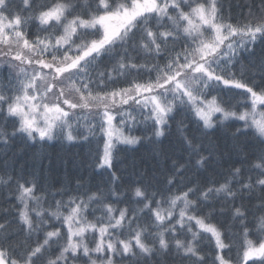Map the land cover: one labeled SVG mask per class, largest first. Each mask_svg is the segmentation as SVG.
I'll return each instance as SVG.
<instances>
[{"label": "snow or ice", "instance_id": "snow-or-ice-1", "mask_svg": "<svg viewBox=\"0 0 264 264\" xmlns=\"http://www.w3.org/2000/svg\"><path fill=\"white\" fill-rule=\"evenodd\" d=\"M222 7V0H0V59L16 72L15 77L10 71L7 81H0V114L6 105V115L18 118L11 132L0 127V144L7 146L18 135L33 142L37 136L40 141L62 137L69 142H86L97 125L88 123L86 116L83 129L78 122L74 125L72 117L79 109L90 113L95 110L100 117L105 142L97 168L112 169L115 143L135 145L140 141V137L124 134L129 122H137L133 115L136 111H147L143 122L147 125L151 121V134L157 138L165 135L171 116L184 110L205 129L213 127L216 113L221 114V123L234 117L243 122V129L238 128L233 136H247L251 131L260 145L251 161L248 152L237 148L243 151L241 162L225 170L223 182L213 178L207 186L197 183L167 197L159 191L149 193L147 185L136 187L129 190L138 206L126 204L123 208L105 203L109 199L119 202L125 195L118 189L121 177L115 171L111 172L107 191L98 189L87 200L70 197L67 215L61 212L63 201H56L54 210L51 206L45 209L43 197L35 195V183L19 177L16 198L23 205L18 209L20 230H9V221L0 223V264H77L81 257L87 259V264H116L117 257L127 259L129 264H167L164 256L169 253L193 264H204L205 256L197 247L202 233H210L215 241L213 264H255L253 258L264 264V240L255 245L245 239L242 256L238 252L233 262L222 254L232 245L225 243L221 229L209 222L215 209L206 215L196 214L202 205L220 199L224 204L232 201L228 210L233 220L240 222L246 238L250 234L246 227L249 209L244 201L255 198L259 201L254 205L260 213L258 228L264 231V110L258 109L264 108V58L250 69L253 77L261 76L260 83L249 82L243 73L237 79L231 71L238 49L251 53L254 47L249 45L254 46L258 38L264 40V0L259 14L250 9V19L243 25L225 22ZM33 23L37 33L29 40L28 26ZM181 40L185 43L177 50ZM104 56L114 61L113 66L98 71V62ZM161 56L166 62H160ZM140 57L144 62L138 64ZM153 58L156 62L150 63ZM144 69L149 74L155 72V78L145 82L134 79L127 88L103 91L113 81V73L126 76ZM219 84L243 89L251 108L246 105L238 112L218 96L209 99V91ZM125 106L131 110L119 113L117 126L113 110ZM178 123L188 154L183 163L171 161L168 186L178 180L183 184V173L189 168L199 171L210 163L219 164L222 158L219 154L213 158L215 146L207 149L208 155H202L203 145L184 135V125ZM11 180L10 176L8 180L0 177V183ZM81 187L78 181L77 188ZM193 196L195 199H190ZM92 203L98 204L102 215L89 221L84 211ZM164 204L168 207H162ZM224 211L221 207L220 214ZM53 218L61 222L60 228L52 226ZM65 227L66 240L62 231ZM21 232L22 240L10 239ZM90 232L95 247L89 246ZM181 233L190 234L192 239H177ZM54 248L59 251L53 257ZM153 257L157 258L154 262Z\"/></svg>", "mask_w": 264, "mask_h": 264}, {"label": "trees", "instance_id": "trees-1", "mask_svg": "<svg viewBox=\"0 0 264 264\" xmlns=\"http://www.w3.org/2000/svg\"><path fill=\"white\" fill-rule=\"evenodd\" d=\"M39 2L46 3L49 2V0H39ZM222 5L221 14L225 17V22L232 23L233 25H243L250 19L248 16L250 9L254 14H259L261 0H222ZM188 10L189 9L186 7L185 11ZM151 23L155 24V20H152ZM164 23H168L166 18ZM28 30L30 32L28 38L33 39L37 33V25L35 23L30 24ZM40 35L43 36L44 33L41 32ZM236 39L239 41L240 38L237 37ZM77 43H79V40H77ZM184 43L185 41L181 40L177 45V50H179ZM249 47H254V51L250 53L244 49H238L237 58L234 61L235 66L231 71L236 73L237 79H239L243 73L244 77L249 82L255 80L257 83H260L262 79L261 76L257 74L253 77L250 69L254 64H258L260 60L264 58V40L258 38L255 45H249ZM156 59L157 58H153L150 63H155ZM158 59L161 63L166 62L164 56ZM136 62L138 64L143 63L144 58L140 57ZM101 63L102 65L108 66V69H110L114 61L110 60L108 56H104ZM100 65L101 64L98 62V71H104L100 69ZM9 73V68L1 66L0 81L6 82ZM155 75V72L149 74L147 69L139 73L132 71L126 76H118L115 73L113 81L109 84V87L103 89V91L127 88L134 79L145 82L150 78L154 79ZM95 90L101 91V89ZM211 96H218L228 106L238 112L244 111L246 105L248 109L251 108V102L243 89H236L232 86L219 84L209 91L208 98L210 99ZM4 108L5 112L0 114V127H4L8 132H11L13 124L18 122V118L8 117L6 115L7 106L5 105ZM260 109L264 110V108ZM116 110L118 111V115L115 119V123L119 126V113L127 112L131 109L126 107ZM133 115L136 117L138 124L129 122L128 126L124 128V132L143 139L142 142H146V148L144 151L141 150L136 154H132L124 146L120 144L115 145L113 151L116 155L112 162L111 170L108 168H97L99 156L102 155L104 135L99 127L100 117L98 115H90L88 112L83 113L82 111H78L72 118V123L75 125L78 122L81 125V129H83L85 123L83 119L85 116L88 117V123L97 125L95 133L89 135V139L86 142L79 139L74 142H69L62 137L40 141L38 136L37 140L33 142L18 135L13 138L7 146L0 144V177H3L4 180H8L9 176L12 178L11 182L5 187H2L3 183H0V223L9 221L13 225L10 230H20L18 209L21 208V204L16 198L18 195L16 191V180L20 177V173L24 180L33 181L35 183V195L43 197L42 205L45 209H49V206H51L52 210H54L56 201H63L65 206L61 208V212L65 214L70 210V206L67 204L70 197H79L87 200V196L97 192L98 189L107 191L110 187L111 172L115 171L117 175L121 177L118 189L121 192H125V195L119 202L114 199H109L106 200L105 203H112L118 208H123L126 204L129 206H138L135 204L132 192L129 190L136 187L147 185L149 193L159 191L163 192L164 196L167 197L175 193L178 195L180 192L186 191L187 188L193 187L197 183L207 186L206 182L213 178L216 179L217 176H221V178L217 180L223 182L222 177L225 170L229 167L239 166L243 151L248 152L249 161H251L260 147L253 139L251 131L248 132L247 136H233V133H235L238 128L243 129V122L234 117L224 120L223 123H221V114H216L213 117V127L205 129L202 122L197 123L196 117L191 112L186 113L184 110L176 111L168 120V125L165 127V135L162 136L160 140H156L151 134V121H148L147 125L143 122L144 117L148 115L147 111H136ZM78 117H80L79 121L77 120ZM124 118L127 119V117ZM178 122H182L184 125V135L193 138L195 142L203 145L202 155H208L207 149L215 146L216 153H214L213 158H215L217 154L222 158L219 164L210 163L205 169L199 171L195 168H189L183 173L185 177L183 184H180L178 180L177 183L168 186L166 177L170 175L172 171L171 161L176 159L179 160L180 163H183L188 154V149L178 130L181 127V124ZM138 126L141 128H138ZM81 134L86 133L82 131ZM237 148H241L243 151L238 152ZM225 153L227 155H225ZM78 181L83 187L77 188ZM157 199H160V196H157ZM190 199H195V197H190ZM180 203L178 204L180 205ZM239 203V200L236 201L237 205H239ZM258 203L259 201L255 198L244 201V204L249 209L246 227L249 229L250 234L246 238L243 234V228L240 226V222L233 220L231 212L228 210L232 205V201H228L227 204H224L222 199L216 200L214 203L202 205L200 211L196 213L197 215H206L215 209L209 222L216 224L225 235V243L232 245L230 250H225L222 253L225 258L230 256L234 262L238 252L242 256L243 248L241 245L244 244L245 239L251 240L255 245H258L259 242L263 240L264 231L258 228L260 213L254 208V205ZM164 205L166 206L165 208L168 207L167 204ZM152 206L155 207L156 205L153 204ZM221 207L225 209L223 215L220 214ZM97 209L98 204L92 203L84 211V215L89 221H93L96 217L102 215ZM178 209L179 208L176 210ZM4 210L8 211L5 212ZM129 215H131V213H129ZM45 218L47 219V217ZM144 219H147V213H145ZM50 222L54 228L61 227V222L54 218ZM62 231L65 233L66 240V227L63 228ZM152 231H155V229H152ZM89 234L87 240L89 246L93 247L95 246V239H93L94 236L91 232ZM176 238L181 240L192 239L190 234L185 236L184 233H181ZM10 239L12 241L22 240L23 233L21 232L20 235H13ZM40 239H43L42 233ZM33 240H35V237H33ZM197 247L200 249V254L205 256L204 264H213V259L216 255L213 238H211L209 234L202 233ZM58 251L59 248H54L52 253L53 257ZM174 251L175 249L173 248L172 252ZM94 257L97 258V256L93 255V258ZM156 259V257H153V262ZM253 259L255 264H260L259 258ZM164 260L167 261V264H193L191 260H181L178 257H174L171 253L164 256ZM77 264H87V259L81 257ZM116 264H129V261L127 259L121 261L120 258L117 257ZM149 264H152V262H149ZM249 264H252V261H250Z\"/></svg>", "mask_w": 264, "mask_h": 264}, {"label": "rangeland", "instance_id": "rangeland-1", "mask_svg": "<svg viewBox=\"0 0 264 264\" xmlns=\"http://www.w3.org/2000/svg\"><path fill=\"white\" fill-rule=\"evenodd\" d=\"M206 27V26H205ZM29 39V38H28ZM29 40H32V39H29ZM59 55H63V52H61V53H59ZM47 59H51V57H47ZM1 66H5L6 68H9L8 67V65H7V63L4 61V60H2V59H0V67ZM11 72H13L12 74L14 75V77H15V75H16V72H15V70H10ZM29 71H31V70H29ZM45 72H48V70L47 69H45L44 70ZM114 75H115V73H113V77H114ZM65 83H67V81H65ZM61 85H57V88H59ZM52 99L54 100L55 99V97H52ZM127 106H125V107H121V109H124V108H126ZM133 107H135L134 105H133ZM116 109H118V108H116ZM116 109H114L113 111H114V113L116 114V115H118L117 113H118V111L116 110ZM258 109L259 110H261L260 109V107L258 106ZM78 111H81V110H79V109H77L76 110V112H78ZM83 113H87L88 111L87 110H85V111H82ZM88 114H90V115H93V116H95L96 115V112H95V110H93V112H88ZM216 114H219V113H216ZM216 114H214V116L216 115ZM73 118V117H72ZM115 125H117L116 123H115V120H114V122H113ZM135 124H138V122H136ZM118 126V125H117ZM140 126V125H139ZM138 126V128H141V127H139ZM124 134L125 135H130V134H127V133H125L124 132ZM131 136H133V135H131ZM104 142H105V137H104ZM117 144H122L123 145V143H119V142H117V143H115V145H117ZM126 145H128V144H126ZM103 149H104V145H103ZM102 152H103V150H102ZM103 154V153H102ZM176 194V193H175ZM178 203H180V202H178ZM180 205H181V207H182V202L180 203ZM23 207V205H21V208ZM162 207H166L165 205L164 206H162ZM90 209V208H89ZM69 211V210H68ZM68 211L65 213V215H67V213H68ZM178 212H179V209L178 210H176V213L178 214ZM66 234H67V228H66ZM89 235L90 234H88V236H87V239L89 238ZM209 235L211 236V234L209 233ZM93 239H95V237L93 238ZM214 240V239H213ZM264 240V239H263ZM95 242V241H94ZM215 242V241H214ZM93 247H95V246H93ZM94 256H97V255H95L94 254ZM93 259H96V257H94ZM98 264H99V262H98Z\"/></svg>", "mask_w": 264, "mask_h": 264}, {"label": "bare ground", "instance_id": "bare-ground-1", "mask_svg": "<svg viewBox=\"0 0 264 264\" xmlns=\"http://www.w3.org/2000/svg\"><path fill=\"white\" fill-rule=\"evenodd\" d=\"M101 61H102V59H100L99 60V63L101 64L100 65V69L102 70H104V71H106L107 69H108V66H106V65H102V63H101ZM113 66V65H112ZM151 133H152V128H151ZM136 136V135H135ZM153 136V138L154 139H156V140H160V138H157V137H155L154 135H152ZM136 137H138V136H136ZM143 141V139H140V141L137 143V144H135V145H126V144H120V145H122V146H124L127 150H129L132 154H136V153H138L139 151H141V150H145V148H146V142H142ZM103 153V152H102ZM113 155H114V158H115V152L113 151ZM114 160V159H113ZM226 161V160H225ZM106 168V167H105ZM19 176L21 177V173L19 174ZM221 178V176H217L216 177V179H220ZM8 184V183H7ZM7 184H5V183H3L2 184V187H5ZM13 227V225L11 224V223H9V230L11 229ZM263 239H264V237H263Z\"/></svg>", "mask_w": 264, "mask_h": 264}]
</instances>
